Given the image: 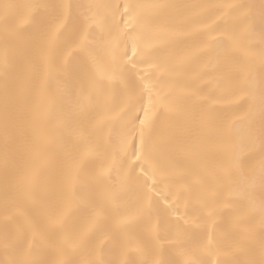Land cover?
Wrapping results in <instances>:
<instances>
[{
  "label": "snow or ice",
  "instance_id": "obj_1",
  "mask_svg": "<svg viewBox=\"0 0 264 264\" xmlns=\"http://www.w3.org/2000/svg\"><path fill=\"white\" fill-rule=\"evenodd\" d=\"M0 264H264V0H0Z\"/></svg>",
  "mask_w": 264,
  "mask_h": 264
},
{
  "label": "bare ground",
  "instance_id": "obj_2",
  "mask_svg": "<svg viewBox=\"0 0 264 264\" xmlns=\"http://www.w3.org/2000/svg\"><path fill=\"white\" fill-rule=\"evenodd\" d=\"M254 2H258V0H254Z\"/></svg>",
  "mask_w": 264,
  "mask_h": 264
}]
</instances>
